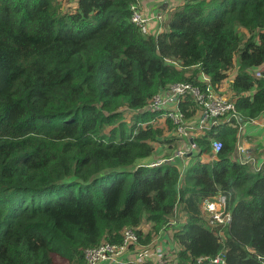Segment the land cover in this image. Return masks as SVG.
Wrapping results in <instances>:
<instances>
[{
  "label": "trees",
  "instance_id": "trees-1",
  "mask_svg": "<svg viewBox=\"0 0 264 264\" xmlns=\"http://www.w3.org/2000/svg\"><path fill=\"white\" fill-rule=\"evenodd\" d=\"M138 2L0 0V264H87L85 248L124 228L144 245L171 228L178 264H264V164L235 153L239 126L264 113V0H183L156 34L132 22ZM193 66L214 87L237 66L241 120L194 137L181 172L148 161L163 131L146 106L172 82L202 85ZM179 109L197 112L189 96ZM218 194L225 226L203 209Z\"/></svg>",
  "mask_w": 264,
  "mask_h": 264
},
{
  "label": "built area",
  "instance_id": "built-area-1",
  "mask_svg": "<svg viewBox=\"0 0 264 264\" xmlns=\"http://www.w3.org/2000/svg\"><path fill=\"white\" fill-rule=\"evenodd\" d=\"M130 9L132 11V22H134L144 34L150 33V28H157L156 26L152 27L151 24L156 22L158 14L149 15L147 12V14H145L144 11L140 9L138 3H133ZM263 67L264 64L255 69L256 75H260V70ZM200 81L202 85L192 84L189 81L172 82L167 89L154 95L146 106V108L152 110H162L163 116L170 119L173 124L176 136L185 141L189 140L188 143L186 142L184 148L177 149L174 156L170 157L169 160L194 154L198 148L196 143L194 141L191 142L190 139L204 134L206 130L216 126L220 122L228 124L240 121L235 108L234 99L225 97L220 93L218 91L219 87L212 86L209 83V78L203 73L202 80ZM188 96L197 106L198 114L196 121H189L179 109L180 102ZM210 146L211 151L216 153L221 149L222 142L213 138L211 139ZM237 150L240 153L244 152V148L241 145L237 146ZM237 157L244 159L242 161L249 160L248 158L245 159L243 156L237 155ZM203 209L217 226H225L230 220V213L226 210V199L224 195L218 194L211 199L205 200ZM171 223H175L174 220H172ZM122 238L119 244L101 242L96 246L85 248L84 258L87 264H100L101 262L110 261L115 262L117 256L129 245H140L137 234L131 228H124L122 230ZM165 255L166 252L162 249L156 250L152 247L141 246L134 256V259L132 261L128 260L124 262V264H145L154 257L161 262L160 264H166L163 260ZM175 257L178 264L177 256ZM206 260L211 264L223 263L222 256L218 253L214 257L200 256L195 260L194 264H203Z\"/></svg>",
  "mask_w": 264,
  "mask_h": 264
},
{
  "label": "crops",
  "instance_id": "crops-1",
  "mask_svg": "<svg viewBox=\"0 0 264 264\" xmlns=\"http://www.w3.org/2000/svg\"><path fill=\"white\" fill-rule=\"evenodd\" d=\"M62 1H67L66 3V9L67 10H74L77 7V1L78 0H62ZM166 1V0H165ZM173 1V0H172ZM150 5L149 7H145L143 3V0H139L138 5L142 11H144L145 14L146 12H157L158 7L160 5L158 4V0H150ZM183 2V0H181ZM146 5L148 3H145ZM151 24V23H150ZM152 27H155V24H151ZM163 25L162 27L159 28H150V33H159L163 31ZM236 68L224 79L219 85V89H224L223 94L225 97H228L230 99H234V94L233 91L230 87L231 82L235 76L236 73ZM197 66L190 67L188 69V72L186 75H191L194 72L195 79H198L199 81L202 80V72L198 70ZM231 71V70H230ZM229 71V72H230ZM197 112L195 111L194 115L192 118H188L189 121H196L197 120ZM157 119V118H156ZM154 124V123H153ZM156 126V125H154ZM157 127L161 128L163 131V135L161 137V141L157 143L158 145L155 147L156 143H154V154L149 157L148 161L156 162L154 155L155 151L160 152L158 155L163 157L159 161H170L169 158L173 157L172 154L176 152L177 149L179 148H184L186 145V142L188 143L189 140L185 141L179 137L176 136L175 131L173 126L169 123L167 119L161 118L159 121V124ZM163 136H168L169 138L167 140H174V142H165L163 140ZM180 143V144H179ZM241 145L244 148V152L240 153L237 150V146ZM164 147V150H163ZM175 147H177L171 154V156L168 154L171 152ZM235 153L236 156H243L245 159H249L251 162L252 166L254 168H260L264 164V113L259 115L253 120L250 121H245L242 122L239 133H238V140L235 146ZM190 156H183L182 158H178L177 160L182 159L181 162L176 163L178 167L180 168L181 172L186 170L188 167V164L190 162ZM201 160L210 162L214 159V156H209L207 154L202 155ZM174 162V161H172ZM180 215V221H183V216ZM149 223H145L141 226V230L143 232H146L149 230ZM141 246H148L152 247L153 249L159 250L162 249L163 251L166 252V255L164 257V261L166 264H177L176 262V252L179 250L176 242L172 238V229L171 228H165L161 229L157 234L154 235L152 240L148 244H141L140 245H129L125 250H123L116 258L115 262H101L100 264H124L126 261H132L134 259V256L136 255L138 249ZM159 260L157 258H152L151 260L147 261L145 264H160Z\"/></svg>",
  "mask_w": 264,
  "mask_h": 264
},
{
  "label": "rangeland",
  "instance_id": "rangeland-1",
  "mask_svg": "<svg viewBox=\"0 0 264 264\" xmlns=\"http://www.w3.org/2000/svg\"><path fill=\"white\" fill-rule=\"evenodd\" d=\"M59 1V5H60V7H62V9L64 8V9H66V3H67V1H62V0H58ZM141 1V0H140ZM150 0H143V2H145V3H148L147 5L145 4V3H143L144 5H145V7L147 8V7H149V5H150V2H149ZM159 2H158V4L160 5V7H158V10H157V12H153V13H151V12H147L149 15H152V14H154V15H157V20H156V22L154 23L155 24V26L158 28V27H162V24L164 23V21H165V19H166V17H168V15H169V13H170V11L176 6V5H179V4H181L182 2H181V0H158ZM63 9V10H64ZM239 31L241 32V33H247L244 29H242V28H240L239 29ZM234 70V68L229 72V74L232 72ZM224 90V89H223ZM222 89H218V91L220 92V93H222L223 94V92L225 91H223ZM224 95V94H223ZM129 118H130V113L127 111L126 112V116H125V119L126 120H129ZM161 118H164V119H166L165 118V116H160V117H158L155 121H154V125H158L159 124V121H160V119ZM160 137H162V136H160ZM159 137V138H160ZM169 137L168 136H163V140L165 141V142H174V140H167ZM160 141H156L155 143H156V145H155V147L158 145L157 143H159ZM180 144V143H179ZM177 147H175L171 152H169L168 154L171 156V154H172V152L176 149ZM163 150H164V147H163ZM161 152V151H160ZM160 152H156L155 151V155H154V158H155V161L158 163H162V162H160L159 160L163 157V155H161V156H159L158 154L160 153ZM175 154V152L172 154V156ZM178 158H182V157H178ZM178 158H175L174 160H171V161H174V162H176V163H178V162H181L182 161V159H180V160H177Z\"/></svg>",
  "mask_w": 264,
  "mask_h": 264
},
{
  "label": "clouds",
  "instance_id": "clouds-1",
  "mask_svg": "<svg viewBox=\"0 0 264 264\" xmlns=\"http://www.w3.org/2000/svg\"><path fill=\"white\" fill-rule=\"evenodd\" d=\"M160 112H161V114H160V116H163V111L162 110H159ZM159 116V117H160ZM168 121H169V123L173 126V124L171 123V121H170V119H168V118H166ZM188 119V118H187ZM241 120V119H240ZM154 123V122H153ZM173 128H174V126H173ZM174 130H175V128H174ZM238 140V139H237ZM194 141V140H193ZM191 155V154H190ZM175 159V158H174ZM173 159V160H174ZM171 161V160H170ZM160 162H163V161H160ZM172 162V161H171ZM159 163V162H158Z\"/></svg>",
  "mask_w": 264,
  "mask_h": 264
},
{
  "label": "water",
  "instance_id": "water-1",
  "mask_svg": "<svg viewBox=\"0 0 264 264\" xmlns=\"http://www.w3.org/2000/svg\"><path fill=\"white\" fill-rule=\"evenodd\" d=\"M190 141L192 142V141H193V139H190Z\"/></svg>",
  "mask_w": 264,
  "mask_h": 264
}]
</instances>
